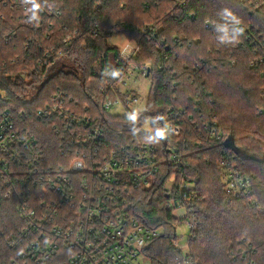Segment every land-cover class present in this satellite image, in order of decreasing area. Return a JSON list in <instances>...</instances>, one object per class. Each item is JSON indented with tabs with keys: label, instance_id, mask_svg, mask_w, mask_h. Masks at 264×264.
<instances>
[{
	"label": "trees",
	"instance_id": "16d2710c",
	"mask_svg": "<svg viewBox=\"0 0 264 264\" xmlns=\"http://www.w3.org/2000/svg\"><path fill=\"white\" fill-rule=\"evenodd\" d=\"M4 3L0 0V94L6 95V101L0 99V118L9 110L18 119L25 114L22 124L39 128L57 142L52 127L37 120L36 112L57 94L73 98L83 108L102 103L100 73L118 55L109 40L122 34L136 41L140 51L133 62L152 68L147 106L137 116L107 117L109 135L156 143L166 161L161 174L167 175L171 173L168 151L159 128L168 109L189 107L194 114L198 105L212 113L232 145L199 148L200 134L189 122L181 137L172 139L181 153H188L190 168L185 174L205 197L197 208L192 258L196 264H264V62L250 66L254 58L264 59V43L253 46L239 28L252 26L264 39V10L256 12L241 0H188L182 9L170 0H27L20 10ZM45 10L53 15L44 14ZM49 24L54 40L74 29L79 34L62 60L41 68L37 60L40 48L50 46L45 40ZM96 26L100 36L92 34ZM147 27L153 28L151 34H144ZM147 118H152L156 129L151 136L141 133ZM227 151L238 158V170L253 179L255 200L229 199L218 165ZM163 182L162 176L156 188L135 191L133 208L143 224L164 231L145 251L151 264H182L171 244L176 219L166 209ZM2 207V216L8 219V204ZM245 243L255 253L235 259L236 250Z\"/></svg>",
	"mask_w": 264,
	"mask_h": 264
},
{
	"label": "built area",
	"instance_id": "2783aa9c",
	"mask_svg": "<svg viewBox=\"0 0 264 264\" xmlns=\"http://www.w3.org/2000/svg\"><path fill=\"white\" fill-rule=\"evenodd\" d=\"M170 1L179 9L188 2ZM241 2L249 3L256 12L264 10V0ZM7 4L9 9L20 10L27 0H5L4 5ZM44 14L52 16L53 11L45 10ZM56 15L61 14L58 11ZM52 27L49 24L45 34L50 46L40 48L37 63L41 68L62 60L79 34L74 29L70 35L54 40ZM62 28L67 31V27ZM206 28L211 25L207 23ZM239 28L253 46H260V41L264 43L260 30L242 25ZM152 31V27L143 29L147 35ZM92 34L100 36L101 31L96 26ZM120 35L125 44L114 45L118 55L100 73L105 98L102 103L83 108L73 98L57 94L46 108L36 112L37 120L52 127L57 142L44 136L39 128L22 124L25 114L18 119L10 110L2 113L0 264H151L145 251L164 231L140 221L134 212L133 193L156 188L162 176L166 209L176 219L171 244L182 256V264H196L190 242L197 229V208L205 197L185 174L190 168L188 153H181L172 139L181 137L187 122L200 134L199 148L206 144L222 146L227 139L216 117L198 105L194 114L189 107H170L159 131L166 143L171 173L162 175V163L166 161L156 143L111 137L107 131L106 118L111 117L108 111L115 105L127 111L142 105L146 97L139 96V82L149 80L152 85L151 66H137L133 62L139 45ZM258 53L255 51L254 55ZM263 62V58L256 57L250 66L255 68ZM0 99L6 101V95L1 94ZM93 102L96 103L94 99ZM237 159L233 152L227 151L219 160L224 190L232 200H255L254 181L238 170ZM3 203L8 204V219L2 216ZM183 226L189 230L185 245H181L178 237ZM245 245L236 250L235 259L255 253L252 245Z\"/></svg>",
	"mask_w": 264,
	"mask_h": 264
},
{
	"label": "rangeland",
	"instance_id": "374dc122",
	"mask_svg": "<svg viewBox=\"0 0 264 264\" xmlns=\"http://www.w3.org/2000/svg\"><path fill=\"white\" fill-rule=\"evenodd\" d=\"M109 43L115 46H123L125 44L124 37L121 35H117L111 38L109 40ZM139 87H140L139 96L147 98L151 89L149 80H141L139 82ZM146 98L144 99L142 105L132 106V108L128 111L126 108L121 107V105H115L114 107H112L110 111H108V115L114 118H124L129 114L133 115L142 112L146 109V105H145ZM152 122H153L152 118H147L143 126L141 127V133L149 136L154 135L156 129L153 127ZM188 235H189V230L187 227L183 226L181 229L178 230V237L182 242L181 245L186 244V237Z\"/></svg>",
	"mask_w": 264,
	"mask_h": 264
},
{
	"label": "water",
	"instance_id": "95a60500",
	"mask_svg": "<svg viewBox=\"0 0 264 264\" xmlns=\"http://www.w3.org/2000/svg\"><path fill=\"white\" fill-rule=\"evenodd\" d=\"M0 96H1V94H0ZM232 142H233V140L231 141V140L228 139L226 143H227L228 145H232Z\"/></svg>",
	"mask_w": 264,
	"mask_h": 264
},
{
	"label": "clouds",
	"instance_id": "9594fccd",
	"mask_svg": "<svg viewBox=\"0 0 264 264\" xmlns=\"http://www.w3.org/2000/svg\"><path fill=\"white\" fill-rule=\"evenodd\" d=\"M30 22V21H29ZM241 32H243V29H241Z\"/></svg>",
	"mask_w": 264,
	"mask_h": 264
}]
</instances>
